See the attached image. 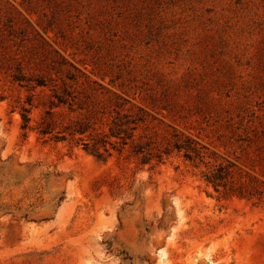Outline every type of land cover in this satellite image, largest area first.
Segmentation results:
<instances>
[{
	"label": "rangeland",
	"instance_id": "obj_1",
	"mask_svg": "<svg viewBox=\"0 0 264 264\" xmlns=\"http://www.w3.org/2000/svg\"><path fill=\"white\" fill-rule=\"evenodd\" d=\"M9 25L71 64L67 83L167 105L149 112L162 144L175 131L264 183V0H0L14 51ZM49 98L0 73V264H264V203L220 197L180 154L98 161L22 130Z\"/></svg>",
	"mask_w": 264,
	"mask_h": 264
},
{
	"label": "trees",
	"instance_id": "obj_2",
	"mask_svg": "<svg viewBox=\"0 0 264 264\" xmlns=\"http://www.w3.org/2000/svg\"><path fill=\"white\" fill-rule=\"evenodd\" d=\"M6 32L16 49L12 51L11 46L4 44L6 39L1 38L3 30H0V73L8 74L12 82L28 91L45 89L50 93L48 108L34 127H30V109L21 106L22 130L32 129L44 141L67 142L80 147L98 161L127 153L141 165L153 167L172 154H180L194 167L206 168L201 177L220 197L256 199L264 203V183L255 179L246 181L230 163L209 166L206 149L191 138L173 131L171 141L162 144L163 136L150 132L149 124L155 120L150 109L159 106L165 109L167 105L153 100L148 105L135 103V99L111 93L96 83H67L73 80L71 69L74 68L56 52L50 56L51 50L44 48L39 36L29 39L26 29H14L11 25ZM25 41L32 46L26 47ZM25 70L37 73L28 76ZM51 72L61 83H55ZM162 95L167 96L166 92ZM137 96L144 102L141 93ZM26 104L31 105V97H27ZM244 120L241 117L239 125ZM225 123L230 126L231 119ZM239 140L246 142V127Z\"/></svg>",
	"mask_w": 264,
	"mask_h": 264
}]
</instances>
